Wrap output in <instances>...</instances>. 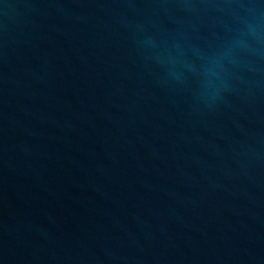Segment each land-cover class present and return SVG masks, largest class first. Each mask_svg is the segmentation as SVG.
<instances>
[{"label":"water","instance_id":"95a60500","mask_svg":"<svg viewBox=\"0 0 264 264\" xmlns=\"http://www.w3.org/2000/svg\"><path fill=\"white\" fill-rule=\"evenodd\" d=\"M0 264H264V0H0Z\"/></svg>","mask_w":264,"mask_h":264}]
</instances>
